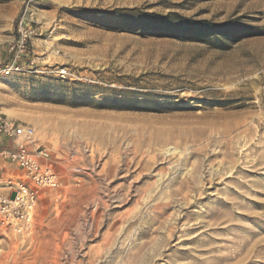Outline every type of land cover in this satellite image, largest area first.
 Segmentation results:
<instances>
[{
    "label": "rangeland",
    "instance_id": "1",
    "mask_svg": "<svg viewBox=\"0 0 264 264\" xmlns=\"http://www.w3.org/2000/svg\"><path fill=\"white\" fill-rule=\"evenodd\" d=\"M24 7L0 0V67ZM27 16L0 113L34 129L58 181L28 232L0 225V264H264V0H35Z\"/></svg>",
    "mask_w": 264,
    "mask_h": 264
},
{
    "label": "built area",
    "instance_id": "2",
    "mask_svg": "<svg viewBox=\"0 0 264 264\" xmlns=\"http://www.w3.org/2000/svg\"><path fill=\"white\" fill-rule=\"evenodd\" d=\"M34 1L25 0L24 14L16 25L17 35L8 44L7 58L0 67L2 76L19 73L29 53L35 30L27 13ZM48 160L46 150L36 146L31 126L0 113V225L19 234L30 230L38 189L57 186V175L47 164ZM6 164L15 166L22 176L6 175L3 168Z\"/></svg>",
    "mask_w": 264,
    "mask_h": 264
},
{
    "label": "trees",
    "instance_id": "3",
    "mask_svg": "<svg viewBox=\"0 0 264 264\" xmlns=\"http://www.w3.org/2000/svg\"><path fill=\"white\" fill-rule=\"evenodd\" d=\"M181 19H183V21H187V22H190L191 20H188V19H186V18H181ZM145 28L144 29H148L147 28V26H144ZM149 27V29H150V31L152 32V33H162V32H165L166 31V29L164 30V29H161V28H158V27H151V26H148Z\"/></svg>",
    "mask_w": 264,
    "mask_h": 264
},
{
    "label": "crops",
    "instance_id": "4",
    "mask_svg": "<svg viewBox=\"0 0 264 264\" xmlns=\"http://www.w3.org/2000/svg\"><path fill=\"white\" fill-rule=\"evenodd\" d=\"M3 168H6L5 166H3ZM10 170H11V168H10Z\"/></svg>",
    "mask_w": 264,
    "mask_h": 264
}]
</instances>
